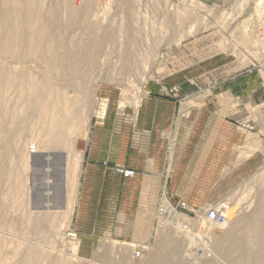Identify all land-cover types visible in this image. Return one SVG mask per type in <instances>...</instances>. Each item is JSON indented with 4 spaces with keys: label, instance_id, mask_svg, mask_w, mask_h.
Here are the masks:
<instances>
[{
    "label": "rangeland",
    "instance_id": "obj_1",
    "mask_svg": "<svg viewBox=\"0 0 264 264\" xmlns=\"http://www.w3.org/2000/svg\"><path fill=\"white\" fill-rule=\"evenodd\" d=\"M21 1L29 31L11 20L0 28V70L8 72L0 85V264H157L161 256L166 264H187L183 253L196 264H264L259 0ZM6 7L0 12L20 8ZM7 29L27 36L24 43L7 44ZM153 97L174 104V130L199 119L191 127L197 137L214 134L205 123L215 106L221 110L222 135L230 140L223 163L212 175L190 168L192 187L202 189L188 193L206 204L164 198L129 224L127 238L100 234L83 243L75 214L92 127L113 106L116 118L128 112L136 124L141 105ZM210 209L225 216L218 230L203 219Z\"/></svg>",
    "mask_w": 264,
    "mask_h": 264
},
{
    "label": "crops",
    "instance_id": "obj_2",
    "mask_svg": "<svg viewBox=\"0 0 264 264\" xmlns=\"http://www.w3.org/2000/svg\"><path fill=\"white\" fill-rule=\"evenodd\" d=\"M174 109L172 102L153 97L141 105L136 124L128 121V112L116 118L114 106L104 122L94 124L86 143L75 214V230L83 243L100 234L127 238L132 232L129 224L164 198L193 207L206 204L198 193L194 197L188 193L202 189L199 184L192 187L190 168H209L206 173L216 174L212 169L221 166L223 152L230 147V140L224 141L222 135L227 123L215 106L205 123L206 132L213 127L214 134L197 137L191 127L199 119L184 120L173 129ZM195 142L198 147L191 151ZM106 164L123 166L135 175L124 179Z\"/></svg>",
    "mask_w": 264,
    "mask_h": 264
},
{
    "label": "bare ground",
    "instance_id": "obj_3",
    "mask_svg": "<svg viewBox=\"0 0 264 264\" xmlns=\"http://www.w3.org/2000/svg\"><path fill=\"white\" fill-rule=\"evenodd\" d=\"M9 5H18L20 8L19 9H16L14 12H10L9 14L8 13H3V12H0L1 14H0V28H5V30H6V25H8L7 24V22L9 21V22H13L14 23V27H15V29H20V30H22V31H27L29 28H30V25H31V21H30V17H28V13L26 12L27 10H24L22 7H25L24 6V2H22L21 0H0V8L2 9L3 8V6L4 7H6V6H9ZM257 7H258V10L259 11H257V12H261L262 10H264V2L262 1V0H259L258 1V4H257ZM7 8V7H6ZM22 8V9H21ZM264 12V11H263ZM147 13V12H146ZM263 14V13H262ZM264 18V17H263ZM11 20V21H10ZM227 22V21H226ZM9 26H10V24H9ZM33 26V25H32ZM10 27H13L12 26V24H11V26ZM9 27V28H10ZM8 28V27H7ZM8 28V29H9ZM32 28V27H31ZM8 29H7V32L4 34L3 33V31H2V33L5 35L3 38L5 39V41L7 42V44L8 43H11L10 42V40L12 41H15L16 39L20 42V43H24V41H25V38L27 37V36H20V39L19 38H16L17 36H15L14 37V35H13V32L11 31V30H9L8 31ZM12 29H14V28H12ZM29 31V30H28ZM40 33V32H39ZM38 33V34H39ZM0 34H1V32H0ZM40 34H42V33H40ZM39 34V36H38V40H40L41 41V38H42V36ZM3 36V35H2ZM2 36H0V37H2ZM41 37V38H40ZM14 38H16L15 40H14ZM16 40V41H17ZM2 41V40H1ZM4 41V40H3ZM19 42H18V44H19ZM2 43H4V42H2ZM17 43V42H16ZM2 46H4V44L2 45ZM7 46V45H6ZM9 46V45H8ZM3 48V47H2ZM4 49L8 52L9 51V47H4L3 48V51H4ZM5 51V52H6ZM1 72L0 73H2V70H0ZM5 72H7V71H4V73ZM4 73H2V74H0V85H1V83H2V81H1V79H3L2 77H4ZM8 73V72H7ZM1 88V87H0ZM30 88V87H29ZM2 92V91H1ZM0 92V93H1ZM3 93V92H2ZM0 95H2V94H0ZM1 97V96H0ZM57 119L56 118H53V123H55V121H56ZM76 159L78 160V165H79V163L81 162V156H78V155H76ZM16 184V183H15ZM14 184V185H15ZM12 185V184H11ZM11 185H10V188H8V190L10 189L11 190ZM13 185V186H14ZM15 187V186H14ZM13 187V188H14ZM19 186H17V188H18ZM16 188V187H15ZM17 188L15 189V190H17ZM7 191L9 194L8 195H12V194H10V192L11 191ZM7 192H5V193H7ZM13 192V191H12ZM11 192V193H12ZM6 195V194H5ZM7 195V196H8ZM7 196H5V197H7ZM5 197L3 196V198L5 199ZM69 197V196H68ZM8 198V197H7ZM9 198H10V196H9ZM71 199H72V197L71 198H68L67 199V206L68 207H70L71 205H72V201H71ZM257 213V212H256ZM259 213V212H258ZM252 215H254V214H252ZM256 216V215H255ZM249 217V216H248ZM228 219H230V218H228ZM243 219V218H242ZM257 219H258V217H257ZM255 220V219H254ZM228 222V221H227ZM246 222H248L247 220H246ZM243 223V222H242ZM256 223V222H255ZM227 225V224H226ZM244 225V224H243ZM200 226H201V228L204 226L203 225V223H201L200 224ZM211 228L213 227H215V228H217V229H215V230H218V229H220V227H217L216 225H209ZM249 226H250V224H249ZM35 229L36 230H41L40 229V225L39 224H36L35 226ZM251 227V226H250ZM257 227V226H256ZM260 227V226H259ZM245 228H247V227H245ZM255 229V228H254ZM224 230V229H223ZM245 231V230H244ZM241 232V231H240ZM239 233V232H238ZM245 235V234H244ZM69 236H71V238H74V235H69ZM242 236V235H241ZM249 236V235H248ZM248 236H246V237H248ZM257 236H258V234H257ZM260 236V235H259ZM231 237V236H230ZM229 238V237H228ZM244 238V237H243ZM259 238H261V239H263L264 238V236H262V237H259ZM250 240V239H249ZM252 240V239H251ZM243 241V240H242ZM244 241H245V239H244ZM253 241V240H252ZM247 242V241H246ZM249 244V243H248ZM212 245V244H211ZM128 246V245H127ZM249 248V247H248ZM245 249V248H244ZM250 249V248H249ZM231 250V249H230ZM235 252V251H234ZM248 252H250V251H248ZM261 252V251H260ZM162 253V252H161ZM212 254V253H211ZM161 255V254H160ZM223 255H225V253L223 254ZM162 257V256H161ZM158 258V261H157V264H166V261L165 260H163L162 258ZM239 258H240V256H239ZM249 258V256L246 258L247 260H250V259H248ZM181 259L183 260V262L184 263H187V264H196L195 262H191V260L185 255V253H183V255H182V257H181ZM220 260V259H219ZM7 261V260H6ZM225 261V260H224ZM204 262V261H203ZM220 262H221V260H220ZM240 262V261H239ZM249 262V261H248ZM9 263V262H8ZM231 263L232 264H236V262H234V261H232L231 260ZM10 264V263H9ZM205 264V263H204ZM206 264H209V263H207L206 262Z\"/></svg>",
    "mask_w": 264,
    "mask_h": 264
},
{
    "label": "built area",
    "instance_id": "obj_4",
    "mask_svg": "<svg viewBox=\"0 0 264 264\" xmlns=\"http://www.w3.org/2000/svg\"><path fill=\"white\" fill-rule=\"evenodd\" d=\"M113 172L124 178V179H132L135 175L133 170L127 169L120 165H115L112 168ZM182 211L189 212L188 206H186L185 203H179L178 206ZM193 215H197L199 212H193ZM203 219L208 222L209 224L216 225V226H222L225 222V216L222 212L216 209H210L207 211H203L202 213Z\"/></svg>",
    "mask_w": 264,
    "mask_h": 264
}]
</instances>
